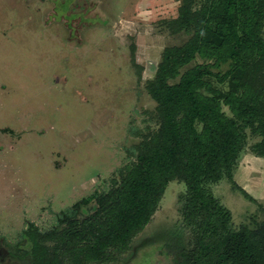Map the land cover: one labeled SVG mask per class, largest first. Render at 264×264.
<instances>
[{
  "label": "rangeland",
  "instance_id": "374dc122",
  "mask_svg": "<svg viewBox=\"0 0 264 264\" xmlns=\"http://www.w3.org/2000/svg\"><path fill=\"white\" fill-rule=\"evenodd\" d=\"M181 0H0V264H25L15 243L27 223L56 214L134 159L155 102L147 91L163 49L184 35L164 22ZM235 180L213 186L234 223L264 219V158L242 153ZM184 182L171 181L151 223L121 264H165L180 226Z\"/></svg>",
  "mask_w": 264,
  "mask_h": 264
},
{
  "label": "trees",
  "instance_id": "16d2710c",
  "mask_svg": "<svg viewBox=\"0 0 264 264\" xmlns=\"http://www.w3.org/2000/svg\"><path fill=\"white\" fill-rule=\"evenodd\" d=\"M172 34L147 91L155 102L134 159L108 189L30 221L2 247L25 264H121L153 220L171 181L184 182L180 226L163 247L165 264H264V219L234 223L213 186L235 180L242 153L264 158V0H181L165 19Z\"/></svg>",
  "mask_w": 264,
  "mask_h": 264
}]
</instances>
